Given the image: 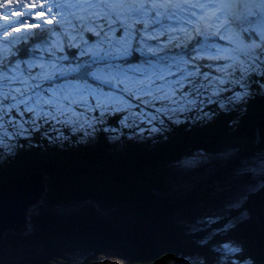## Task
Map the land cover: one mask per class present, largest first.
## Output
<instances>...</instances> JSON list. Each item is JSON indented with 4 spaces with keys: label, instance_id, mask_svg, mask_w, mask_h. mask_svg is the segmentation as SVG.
Instances as JSON below:
<instances>
[{
    "label": "trees",
    "instance_id": "16d2710c",
    "mask_svg": "<svg viewBox=\"0 0 264 264\" xmlns=\"http://www.w3.org/2000/svg\"><path fill=\"white\" fill-rule=\"evenodd\" d=\"M164 5L160 12L176 10L169 8L167 1ZM85 21L92 19L84 16L75 28L78 33L64 35L60 47L49 42V35L60 31L54 23L38 25L20 38L13 36L7 51L0 52V61L7 65L15 60L21 63V70L26 69L28 59L44 62L22 73L25 78L37 77L39 74L33 72L41 69L40 84L45 82V74H52L50 85L60 80L106 85L110 80L96 73L98 67L105 65L103 59L122 56L95 50L96 32L83 27ZM92 24L99 26L109 40L117 37L116 28L109 24ZM111 24L127 28L122 22ZM202 25L199 32L182 30L173 41L162 42L157 37L162 44L159 50L141 46L142 39H138L137 48L124 59L140 62L143 56L148 57L146 60L177 57L175 60L182 63L180 71L200 66L210 78L218 74L230 82L231 76L210 64L214 58L200 51L205 43L213 46V42L216 45L228 40L220 39L207 22ZM236 25L241 41L247 43L245 37L251 33L246 18ZM156 27L148 32H132L131 36L150 38ZM87 40L89 48L84 46ZM226 63L217 59L215 64ZM84 66L85 77H80L78 72ZM223 85V89L230 87L229 83ZM253 91H259L255 84ZM231 95L227 90L221 93L222 97ZM203 111L210 115L203 116L194 109L177 113L176 123L162 117L163 125L157 123L155 127L163 131L150 132V123L141 131L128 126V122L122 124L123 109L105 110L102 121H97L102 111L94 107L91 114L101 129L94 137L86 135L88 128L73 127L64 121L57 120L61 122L59 127L50 121H36L35 125L25 122V127H38L39 131L20 138L22 146L16 154L0 160V184L36 171L47 176L46 191L44 200L32 208L29 231L16 234L8 230L0 237V254H8L0 258V264H102L100 255L106 252H112L120 264H185L197 254L206 258L207 264H216L218 254L211 248L224 238L236 241L243 249L233 257L236 261L250 257L255 264H264V190L250 196L240 210L246 211L248 218L229 231H224L229 218L226 215L209 224L202 218L209 209L219 210L225 203L223 190L213 183H229L235 179L233 170L242 158L264 154V94L255 95L231 111L222 110L218 104L207 105ZM229 150H235L240 159L212 161L204 178L188 188L170 185L172 165L181 158L196 151L218 155ZM214 229L218 234L211 244L201 247L199 242Z\"/></svg>",
    "mask_w": 264,
    "mask_h": 264
},
{
    "label": "rangeland",
    "instance_id": "374dc122",
    "mask_svg": "<svg viewBox=\"0 0 264 264\" xmlns=\"http://www.w3.org/2000/svg\"><path fill=\"white\" fill-rule=\"evenodd\" d=\"M179 1L181 2L184 0ZM84 2L85 0H0V25L11 23L14 20L23 19V25L13 24L12 27L7 29L8 34L11 35L16 32V30L20 33H24L26 30L33 29V27L36 26L32 25L33 21H35L33 24L54 23L60 31H53L51 35H49V42L60 47L61 39L64 35L78 33L75 28H78V25L84 20V18L81 19L79 14L84 12L85 9L75 7L74 5L83 4ZM207 2L208 0H187V4H183L182 9L175 11L176 14L174 17L165 19V15L161 14L160 20H162L163 23L162 25H157L155 28V34H152L150 38L146 36L134 38L131 36V32L127 29L129 26L125 29H121V25L109 24L112 28H116L117 30L115 32L117 33V37H114L113 40H109L107 35L100 32L102 29L99 26L95 27L92 24L104 23H100L96 19H93L92 22L85 21L83 27H90L96 33H99L95 43V50L112 54L114 57L116 55L122 56L121 59H103L102 63L105 65H100L98 67L96 73L100 77H105L110 80L106 85L95 87L91 84H80L68 80H60L59 82L50 85V80L54 78L52 74H45V82L40 84L39 76H41L40 73L43 72L41 69H36L33 72L39 74L37 77H22V73L31 66H36L37 64L42 65V63H44L33 59L25 61L26 69H20V71H16L12 74L21 77L28 82L27 86L30 89L29 94L33 96V100L37 101L34 105L37 112L40 113L41 117L46 116V119L40 118L37 119V121H50L55 127L60 126L59 123L61 122L57 121L59 120L70 123L73 127L82 126L84 129L88 128V122H96L91 114L92 108L94 107L102 112L105 110L123 109L124 113H122L120 120L128 114L151 111L153 109L150 106H146L145 103L150 100L151 97L142 95L140 92L142 82L147 84L149 78H151L152 80H155V85H153L154 92L157 86H161L165 90H168V82H174L180 77L179 67L182 63L175 60L179 59L177 57L169 58L166 56L152 60H146L148 57L143 56L140 58V62H127V60L124 59L125 56H127L130 51L137 48L138 44L136 42L138 39H142L141 46L161 49L162 44L157 37H160L162 42L173 41L182 33L181 29L192 28L194 25L198 26L199 20L210 21L207 16H212L216 9H204V15L202 16V10L199 7H190V5H199ZM93 3L95 6L87 10L100 9L102 0H93ZM255 4L256 3H252L251 0H241L239 4L232 2V0H227V2L224 3V12L221 14L220 20L216 21L213 19L211 22L213 31L216 34L217 29L220 28L221 24L225 25L224 28H220V35L228 41L218 43L214 45L215 47L223 46L225 51H230L231 48L244 44L241 41L240 31L236 23L242 22V19L249 17L250 14L253 15L255 12L252 8ZM256 5L260 7L258 4ZM42 8L47 9V11H42ZM6 10H11L12 14L10 16H4L3 13ZM234 12L237 13L236 19H234V22L228 23L226 20L227 15H232ZM26 13H32V17L27 18ZM130 13L134 12L131 10L124 11V16ZM193 13H195V15H193ZM129 16L132 15L130 14ZM152 17V15L147 14V24L153 23L151 22ZM41 21H43V23ZM105 26L106 25L103 27ZM141 26V24L136 25L139 29ZM152 27H154V24ZM7 37L8 35L0 32V41H3L0 42V52L7 51V47L9 46V44L6 45L5 43ZM229 41L232 42L231 45L228 44ZM87 42L88 40L84 43V46L89 48V45L86 44ZM140 50L143 51L141 48ZM206 55L212 57V54L210 53H207ZM236 55L238 56L239 53H236ZM220 60L222 61L223 59ZM210 62L211 65L215 67L217 66V64H215L217 63V59H212ZM16 64H19L20 66L21 63L17 62ZM12 67L14 68L15 65H12ZM170 72L175 73V75L169 74ZM78 75H85V67L79 70ZM160 76H164L165 79H159ZM222 76L223 75L217 74V77L219 78ZM223 86L224 85L221 87L223 88ZM177 95H179V92H177ZM98 103L102 104L103 107H97ZM29 115L31 114H25L24 116L19 117L18 120H22L24 123L30 122L32 124ZM8 118V116H5V120H8ZM125 122H128V126L134 127L139 131L148 126V122L139 124V128L133 125L132 120ZM136 123H139V121H136ZM220 159H224L221 154L214 155L204 151H196L185 156L172 165L171 173L168 177L169 183L173 188H188L193 183L204 178V174L207 172L212 161H218ZM241 161L247 163L257 172H259L261 168H264V154H254L250 157L242 158ZM201 169H203V171H201ZM234 177L235 179L229 180V183H226V181L213 183V186L215 185V187L223 190L224 195L226 196L224 200L225 202L232 199L241 186L242 182L238 180L235 175ZM221 208L219 210L209 209L203 214L202 218L205 219L206 217L218 215ZM226 242H234L238 245L236 241L228 238L222 239L220 244ZM7 256L8 254L6 253L0 254V258L2 259ZM231 259L235 260L233 257ZM100 261L102 264H120L112 252L101 254Z\"/></svg>",
    "mask_w": 264,
    "mask_h": 264
},
{
    "label": "snow or ice",
    "instance_id": "6c2138e0",
    "mask_svg": "<svg viewBox=\"0 0 264 264\" xmlns=\"http://www.w3.org/2000/svg\"><path fill=\"white\" fill-rule=\"evenodd\" d=\"M226 2L227 0H208L207 3L190 5V7H199L202 10V16L204 15V9H216L208 19L219 21L221 14L224 12L223 5ZM232 2L239 4L241 0H232ZM251 2L258 4L260 7L255 11L254 15L250 14L249 17L246 18V23L250 26L247 31L251 33V36L245 37L247 43L231 48L230 51H225L223 46L215 47L214 42L213 46H209L205 43L200 49L202 52L212 54L214 59L228 61V63L224 65L216 66V70L231 76L232 79L230 82L219 77L216 79L210 78L209 73L200 71V66H195L191 71L181 70L179 78L174 82H168V90H165L161 86H157L154 92L153 85H155V80L149 78L147 84L142 82L140 92L142 95L151 97V99L145 103L146 106H150L153 110L125 115L121 123L123 124L125 121L132 120L133 125L139 128V124L148 122L153 124V127L149 129L150 132L157 130L163 131V128L157 129L155 127L157 123L163 125L164 120L162 117H167L176 123L179 122L176 118L177 113L192 111L194 109L202 113L203 116H208L210 114L205 113L203 109L210 104H218L222 110L231 111L238 104H247L248 100L254 98L255 95L264 94V82H262L264 81V0H251ZM184 4H187V0H184ZM74 6L87 10L94 7L95 4L93 0H85L83 4ZM102 6L108 9H112L113 7V5L109 3V0H102ZM159 7L164 8L165 5L160 4ZM168 7L179 9L183 7V5H173L171 0H168ZM42 11H47V9L42 8ZM132 11L139 15L142 13V6L139 9H132ZM11 14V10H6L3 13L4 16H10ZM175 14L174 11H166L165 19L174 17ZM160 15L159 12L156 13L157 17ZM193 15H195V13H193ZM26 17L31 18L32 13H26ZM82 18L83 17H81V19ZM99 18L104 19L105 17L100 16ZM41 22L43 23V21ZM227 22L232 23L231 20ZM33 23H35V21H33ZM162 23L163 21L160 19L154 21V25H162ZM13 24L23 25L24 20H14L11 23L0 25V32L9 35L7 29L12 27ZM253 25L257 27H252ZM109 27H111V25H109ZM149 27L150 25L145 24L146 31ZM224 27L225 25L221 24L220 28ZM220 28L217 29V35H219L220 39H223V36L220 35ZM197 31L199 32V30ZM96 35H99V33H96ZM197 43L199 44L201 42L197 41ZM231 43V41L228 42L229 45H231ZM236 53H239V55L237 56ZM12 65H15V67L13 68ZM229 69H231L230 72L228 71ZM16 71H20V66L16 64L15 60L9 61L7 65L0 61V160L13 157L16 154L17 148L22 146L18 143L20 138L30 136L32 131H39L38 127L33 129L25 127L24 122L18 120L19 117L25 114H31L29 115V119L32 121L33 125L36 124L37 119H46V116H40V113L37 112L34 106L37 101L33 100V96L29 94L30 89L27 86L28 82L12 74ZM169 74L175 75V73L171 72ZM201 77L203 78L201 79ZM159 79L164 80L165 77L160 76ZM217 82L220 85L229 83L230 87L228 89L218 88L216 87ZM253 84L258 86V92L253 91ZM236 89H239V91ZM226 90L231 91L232 95L222 97L221 93ZM177 92H179V95H177ZM97 107H103V105L98 103ZM5 116L9 117L8 120H5ZM102 119L103 112H101L100 117L96 118V120L102 121ZM136 121H139V123H136ZM100 130L101 129L96 127L95 122H88V131L86 135L94 137L95 133ZM103 130L108 131L109 129L105 128ZM221 155L228 162L240 159L235 150L225 151ZM233 172L238 180L242 182L240 188L232 199L226 201L222 205L218 215L206 217L204 221L206 224H209V222L216 223L222 216L226 215L229 218L224 225V231L231 230L237 223L248 218L247 212L240 210L245 207L250 196L264 190V168H261V170L257 172L247 163L241 162L234 168ZM233 212H238L239 215L233 217L231 215ZM216 234H218V230L215 229L209 232V235L202 238L199 242L200 246L207 247L210 245ZM211 251L218 254L216 264H255L250 257L242 261L231 259L236 256V254L242 253L243 251V249L234 242H226L213 246ZM185 264H207V260L197 254L195 258H188Z\"/></svg>",
    "mask_w": 264,
    "mask_h": 264
},
{
    "label": "water",
    "instance_id": "95a60500",
    "mask_svg": "<svg viewBox=\"0 0 264 264\" xmlns=\"http://www.w3.org/2000/svg\"><path fill=\"white\" fill-rule=\"evenodd\" d=\"M46 179L45 174L33 171L0 184V237L8 230L16 234L29 231L32 208L44 200Z\"/></svg>",
    "mask_w": 264,
    "mask_h": 264
},
{
    "label": "bare ground",
    "instance_id": "6f19581e",
    "mask_svg": "<svg viewBox=\"0 0 264 264\" xmlns=\"http://www.w3.org/2000/svg\"><path fill=\"white\" fill-rule=\"evenodd\" d=\"M181 2H183V1H181Z\"/></svg>",
    "mask_w": 264,
    "mask_h": 264
}]
</instances>
